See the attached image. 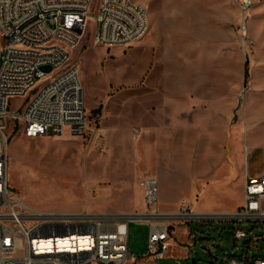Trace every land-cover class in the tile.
<instances>
[{
  "label": "rangeland",
  "instance_id": "rangeland-1",
  "mask_svg": "<svg viewBox=\"0 0 264 264\" xmlns=\"http://www.w3.org/2000/svg\"><path fill=\"white\" fill-rule=\"evenodd\" d=\"M133 1L148 7L155 32L176 30L178 34L187 36L186 45L192 41L188 38L190 34L206 37L208 46L216 48L217 53L221 52L217 57L221 58L224 78L238 82L239 89V103L233 117L234 130L230 141H224L221 155V160L229 162L235 176L226 181L204 173L192 176L180 155L178 159L169 156L166 169L164 165L159 168L157 160L156 168L163 171L154 169L155 172L151 174L159 178L160 204L165 207V202H168V205L176 207L178 201L191 205L192 212H237L244 204L243 185L238 177L246 161L250 163L252 171L264 167V0L247 13L246 37L241 32L245 19L240 7L241 0ZM99 4L100 0H94L92 14L98 13ZM96 28L95 19L92 18L82 42L70 49L68 66L78 65L81 68L89 124L92 129L98 126L99 130H90L83 137L29 138L22 132L21 122L11 121L9 124L8 171L11 188L33 210H87L91 214H131L135 211L127 202L137 195V184H140L143 175L134 177L135 184L127 185L128 169L124 164L123 150L119 147L109 149L100 135V129L104 108L108 110L106 116H109L104 124L119 123L115 117L120 114V85L134 82L141 74L138 63L142 49L139 46L133 48L135 43L122 49L97 46L94 43ZM183 58L182 55L167 54L166 48L156 49L153 66L158 64L156 62L159 59H164V62L166 59L180 74L176 77L181 79ZM160 68L156 72L165 71L164 67ZM43 69L52 71V67ZM34 93L12 98L11 110L18 112L31 101ZM134 107L130 105L124 114V117L129 118V123L137 114ZM125 121L118 124L122 130H126ZM219 155L218 152L206 150L202 153L201 161L220 159ZM173 166L183 170L185 166L191 182L188 179L187 183L183 174L177 176L178 182H170V174L174 177ZM186 228L193 233L192 238L186 233ZM237 228L253 230V234L239 245L235 238ZM173 231L177 244L174 249L180 264H188L183 251H189L197 264H209L212 261L214 264H224L229 252L238 246L239 251L244 252L252 237L264 235V221H178ZM148 235L147 223H130L129 249L139 258L147 249ZM255 245L260 249L251 250L249 255L264 256V239Z\"/></svg>",
  "mask_w": 264,
  "mask_h": 264
},
{
  "label": "built area",
  "instance_id": "built-area-1",
  "mask_svg": "<svg viewBox=\"0 0 264 264\" xmlns=\"http://www.w3.org/2000/svg\"><path fill=\"white\" fill-rule=\"evenodd\" d=\"M261 1L241 0L243 37L247 36V13ZM93 2L0 0V264H137L139 257L129 249L132 221L149 225L143 257L163 261L169 258L178 221H264V174L246 178L244 204L232 213L192 212L189 204L176 212H164L159 179L149 174L140 180L147 209L132 214L37 211L11 188V121L21 122V130L29 138L83 137L90 130H99L89 124L81 68L68 66L70 49L82 42L92 18L97 46H131L150 31L146 5L133 0H100L98 13L92 14ZM44 67H52V71ZM33 92L31 101L18 112L11 110L12 98ZM250 234L253 230L237 228V245ZM261 239L264 235L252 237L244 252L239 246L229 252L224 264H264V256L249 255L260 249L253 244Z\"/></svg>",
  "mask_w": 264,
  "mask_h": 264
},
{
  "label": "crops",
  "instance_id": "crops-1",
  "mask_svg": "<svg viewBox=\"0 0 264 264\" xmlns=\"http://www.w3.org/2000/svg\"><path fill=\"white\" fill-rule=\"evenodd\" d=\"M153 27L152 24L149 33L133 47L139 46L142 49L138 63L141 74L134 82L120 85V114L115 119L119 123L125 119L123 123L126 130H122V127L118 126L119 123L104 124L105 119H109V116H106L108 110L105 111L104 108L100 135L109 149L119 147L123 150L124 164L128 169L127 185L135 184L136 176L153 175L151 173L157 170L162 172L159 168L164 165L166 169L169 163L167 158L175 156L178 159L179 155L183 156L192 176L204 173L222 181L229 180L234 173L230 170L229 162L221 160V155L224 141H230L234 130L233 117L239 103L238 82L224 78L223 64L221 58L217 57L221 52L217 53L216 48L208 46L206 37L199 38L190 34L188 38L192 41L186 45L187 36L178 34L176 30L155 32ZM164 48L171 56H184L181 79L176 77L180 74L176 73L173 64L166 62V59L165 62L164 59H159V62H156L158 64L153 66L155 50ZM159 66L164 67L165 71L156 72ZM130 105L135 106L134 111L137 114L129 123V118L124 117V114L128 112ZM206 150L218 152L220 159L201 161L202 153ZM157 160L159 168H156ZM173 168L174 177L170 174V182H178L177 176L183 174L185 181L189 183V173L186 172L185 166L184 170L174 166ZM263 174L264 167L252 171L250 163L246 161L238 177L242 181L244 192L248 176L259 177ZM137 189V195H133L127 202V205L135 208L132 213L147 209L141 184H137ZM165 204V207L160 204L162 211L176 212L184 203L177 201L176 207L168 205V202ZM79 211L82 210L60 212ZM185 230L192 238V232L188 228ZM175 234L168 259L160 261L142 256L137 264H176L178 259L174 249L177 246ZM183 255L188 264H192L190 252L183 251Z\"/></svg>",
  "mask_w": 264,
  "mask_h": 264
},
{
  "label": "water",
  "instance_id": "water-1",
  "mask_svg": "<svg viewBox=\"0 0 264 264\" xmlns=\"http://www.w3.org/2000/svg\"><path fill=\"white\" fill-rule=\"evenodd\" d=\"M215 262H210L209 264H214ZM192 264H197V262H196V260L194 259V260H192Z\"/></svg>",
  "mask_w": 264,
  "mask_h": 264
}]
</instances>
